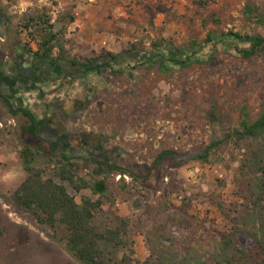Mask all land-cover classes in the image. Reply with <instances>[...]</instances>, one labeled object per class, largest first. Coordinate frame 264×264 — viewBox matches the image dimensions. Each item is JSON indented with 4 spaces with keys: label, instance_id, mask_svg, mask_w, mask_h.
<instances>
[{
    "label": "rangeland",
    "instance_id": "rangeland-1",
    "mask_svg": "<svg viewBox=\"0 0 264 264\" xmlns=\"http://www.w3.org/2000/svg\"><path fill=\"white\" fill-rule=\"evenodd\" d=\"M80 1L0 0V60L15 61L24 49L37 52L47 24L57 33L53 53L63 58L61 66L72 59L101 63L110 54L119 56L99 74L86 76L67 66L25 94L24 105L60 126L72 144H87L90 153L84 150L87 159L73 161L74 174L105 183L98 221L130 220V264L145 262L163 247L214 264L221 240L246 215L251 178L241 170L248 143L225 137L243 120L255 121L264 108V52L245 58L236 49L248 44L217 37H264L263 27L244 13L254 2L264 13V0H87L88 16L75 10ZM171 50L194 51L182 55L192 63L173 66L169 54L165 60L154 57ZM28 126L24 116H10L0 104V264H79L49 227L12 201L26 177L20 153L38 147ZM214 144L206 160H192ZM163 152L176 156L157 162ZM34 163L78 203L82 196L99 198L89 189L76 192L45 157ZM239 228L235 243L248 249L250 264H258L250 227Z\"/></svg>",
    "mask_w": 264,
    "mask_h": 264
},
{
    "label": "trees",
    "instance_id": "trees-1",
    "mask_svg": "<svg viewBox=\"0 0 264 264\" xmlns=\"http://www.w3.org/2000/svg\"><path fill=\"white\" fill-rule=\"evenodd\" d=\"M244 13L247 18L255 20L264 29V13L255 2L248 3ZM47 25L48 29L43 27L47 35L39 43V50L30 53L35 64L37 63L40 67L42 75L60 76L67 66L86 76L91 73L99 74L102 68H112V63L119 62V56L110 54V61L104 60L98 63V59L91 58L82 63L72 59L66 61L68 65L61 66L63 58L53 53L57 33L52 32L53 25ZM217 39L223 43L230 40L236 44H248V49H236L237 53L245 58L264 52V37L261 36L229 33ZM186 52L193 53L194 51L187 50ZM186 52L179 54L171 50L166 54L161 51L154 57L165 60L169 54V61L173 66H186L192 63L190 57L183 60L182 55ZM119 73L121 72H116V74ZM27 130L34 135L33 127ZM225 138L234 143H248L247 155L244 157L241 170L243 174H250L251 178L248 194L245 196L246 215L237 223L234 233L228 234L221 240L212 256V262L214 264H250L251 256L248 249L240 247L234 241V236L241 225L250 227L247 231L248 236L255 242L261 256L258 264H264V108L255 121L243 120L240 129L230 132ZM215 146L216 144L210 146L203 154L193 157L192 160H206ZM46 150L48 153L42 144L35 148H23L20 157L26 177L13 192L12 201L24 212L30 214L39 225L49 227L54 232L53 237L64 243L66 251L79 264H130L131 260L127 256V251L132 252L134 244L130 220L117 217L109 223L98 221L103 205L102 198L107 193L105 183L77 180L74 174L76 165L73 161L66 159L56 163L50 157L49 148ZM37 156L45 157L50 164L56 163V174L68 181L76 192L89 189L99 198L92 200L90 197L82 196L81 202L78 203L65 186L56 182L53 174H48L46 168L35 165ZM175 156L174 152H163L156 161L160 162L166 157L175 158ZM131 178L138 179V176L132 175ZM60 233H62L61 237L58 238L57 235ZM141 264L205 263L197 254L186 253L180 256L172 253L171 249L163 247L157 254L153 253V256Z\"/></svg>",
    "mask_w": 264,
    "mask_h": 264
},
{
    "label": "flooded vegetation",
    "instance_id": "flooded-vegetation-1",
    "mask_svg": "<svg viewBox=\"0 0 264 264\" xmlns=\"http://www.w3.org/2000/svg\"><path fill=\"white\" fill-rule=\"evenodd\" d=\"M3 27V13L0 9V31ZM24 49L17 54L15 61L0 60V104L4 105L8 114L12 117L24 116L29 122L28 128H34V135L29 133L32 140L49 148L52 159L61 162L63 160H86L88 146L72 144L70 136L62 131L60 126H54L46 120H40L34 112L24 105V95L35 91L49 80V76L42 75L40 67ZM97 155H104L98 151ZM96 155V157H97ZM92 158L94 163H99L97 158ZM105 165L108 163L104 162Z\"/></svg>",
    "mask_w": 264,
    "mask_h": 264
},
{
    "label": "crops",
    "instance_id": "crops-1",
    "mask_svg": "<svg viewBox=\"0 0 264 264\" xmlns=\"http://www.w3.org/2000/svg\"><path fill=\"white\" fill-rule=\"evenodd\" d=\"M69 1H71V0H69ZM86 1L87 0H81L79 6H77V8L75 9L76 11L79 10V14H83L84 16H86L90 11V8H89L90 5ZM90 1H93V0H89V2ZM84 16H83V18H84ZM77 20H76V22H77Z\"/></svg>",
    "mask_w": 264,
    "mask_h": 264
}]
</instances>
